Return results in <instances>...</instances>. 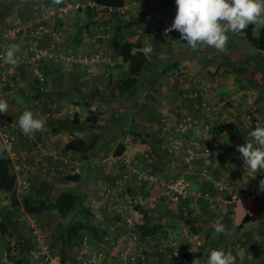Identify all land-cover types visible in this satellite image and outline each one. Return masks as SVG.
<instances>
[{
  "label": "rangeland",
  "instance_id": "rangeland-1",
  "mask_svg": "<svg viewBox=\"0 0 264 264\" xmlns=\"http://www.w3.org/2000/svg\"><path fill=\"white\" fill-rule=\"evenodd\" d=\"M42 1L43 0H0V51L5 48V52H7V50L13 46H15L16 49L21 47L22 36L16 35L14 37H10L12 31L11 29L17 25L27 26L30 23V20L34 21V19L38 16L39 8L42 9ZM72 2L77 3L78 8L73 6L75 3H71L68 13L61 17L60 20L62 27H64L61 34L62 36L64 35L67 37L61 45L56 48L54 54L61 53L63 57H77V55L80 54L79 49L81 47L79 45L80 43L77 44V38L75 40L71 39L72 34L77 33L79 30L77 27L85 25L83 23L88 21V19L96 18L97 22L111 21V24L115 27V29L116 26L119 25L120 29L117 34L115 31V35L112 39L115 42H122L129 37L136 36V49L142 50L145 46H151L153 51L150 54H147L146 57L151 63L150 71H153V73L155 71L154 74H151L150 72L148 76L141 79L138 89L132 95L120 96L117 93L116 84L118 80L122 78L126 69V64L122 63L121 59L116 57L111 52L110 42L107 45V50L110 51V54H108L110 55L109 58L113 56L117 58L115 60V70H112V68L107 74H100L96 72V68H92L93 65L87 66V64L83 63L75 68L72 66L75 64L71 63L67 66L57 65V69H53L55 66L53 63L54 60L47 59L45 61L48 66L45 64V67L47 69L48 76L45 87L35 90L30 86L28 89V85L25 86L21 75L19 77V87L23 86V88H25L23 93L29 98V100L26 101L27 103L21 105V107H15L11 104L10 100L4 97V99L7 100L8 105L10 104L7 115L16 122H18L20 115L25 110L32 111L34 116L43 117L45 120L44 127L40 131L27 136L24 134L25 137H22L21 142L18 141L17 143L11 145L9 152L7 153L12 165L14 166L19 165V162L22 161L24 157L26 160L33 159V157L37 156H44V158H46L45 164H43L42 167H39V169L42 171V168L47 167L48 165L50 170L38 172L39 170L37 168L33 173L29 174V177L34 178L32 179V183L34 184H31L25 192L32 195L36 188L39 190L44 189V191H39V194H33L35 197L32 198V200L35 202L37 195L40 196V199L44 196L47 199L53 200L61 191L66 190L65 188L72 187V189L74 188V191L82 193L83 205L89 209L90 213L93 211V213L99 215L94 216L98 218V222H94V220H92L93 216L90 218L91 214L89 215V227L81 233V240H79L80 243L82 240L87 243L86 253L90 255L98 248L104 247V243H110L113 238V233L115 232L113 226L109 229L110 226H108V222H103V217L100 213L101 211L98 209L99 205L102 206V203H106L107 207L106 209L104 208V210L106 214H109V208L111 205L115 203L116 199L119 200V198H116L117 196L121 198L119 201H122L123 203L125 201L132 207L137 201V195H143V199L146 200L149 199L150 196H155L157 194L156 192L160 188L159 182H166L167 179L173 177L174 173L183 172L186 175L192 176L193 166L191 163H189L190 165L186 164L183 166L180 165L176 159L171 158L179 157L182 158L183 161L187 162L188 155H186V152L182 147L178 146L177 149H174V152H170V142H176L179 145V141L174 140L172 134H169L168 131L167 134L163 131V128L172 127V125L185 114L184 112L187 111L189 105H193L186 102L189 98L186 95L187 92L185 93V90L188 89L185 87L189 89L201 88L202 91H204V96L208 97L210 101L218 100V102L222 103L223 109L219 110V115L222 117L228 115L236 103L244 102L246 103V106L250 105V100L257 91L255 86L256 83L254 81H249L251 78L249 76L254 75V73H252L253 71H248L246 74L247 76H237L229 71L227 63L231 59L242 56V54L254 55L252 53L255 50L249 43H247V41L241 39L238 34L229 33L228 43L225 48L223 50H218V52L223 56V61L221 62L219 68L215 69L214 65L211 64L212 62H205L199 56V53L205 52L210 48H212V51L216 52L213 47L203 45V48L205 47L204 49L199 46L194 50L184 44L186 41L180 38L178 31L172 30L165 33L164 30L172 23L175 15L176 9L174 8V0H126L125 5L120 9L123 10L122 18L118 17L114 11L109 10L96 11L94 9L93 11L90 10V12L89 9L92 4L87 2V0H73ZM142 7H144V10L146 9L145 12H147L144 13V16H140ZM95 15L96 17H94ZM158 21L161 22L158 23ZM146 25H148V31L143 30ZM9 30L11 31L8 32ZM81 33H84V38L87 40L94 39V37L89 38V36H86L85 30L84 32L81 31ZM69 34L71 36L68 37ZM71 44L73 46H70L69 48V45ZM46 46V44H43V47ZM259 53L264 55L263 51ZM17 54L18 53L16 51L15 56H17ZM174 63H176L175 67L169 68L166 73H159L164 67L170 66ZM50 75L51 78L48 80ZM62 76L63 81L66 79L71 82L66 83L69 87L71 85L72 89L65 88L63 84L61 86L56 85L57 87H55L50 83L51 80H60ZM107 78L110 79L111 83L108 85V88L105 86V88H107L106 94L105 91L103 94L99 93V90L104 89ZM78 81L80 84V87H78L79 90L74 89ZM259 81L264 82L262 78H260ZM147 82L149 83L147 84ZM182 85L185 88V90H183L185 94L184 96L177 93L178 89H182ZM97 89L98 91H95L96 95L94 94L91 99L89 98L90 103H88L89 106L86 107L87 104L85 102L82 103V101H84L92 90ZM13 91H8L6 97H20L17 89H14ZM260 98L261 100H259V103H264V93ZM33 99L40 100V102H42V100L46 102L47 99L49 104L45 103L48 108L45 115L40 116L41 111L38 109V106L31 103ZM225 101H227L226 104ZM62 102L64 106V114L59 116L55 111H53V108L51 109L50 106H60ZM144 103H147L146 106L143 105ZM157 104H159V106L156 109L155 106H157ZM147 105L151 108L148 109ZM174 108L175 110H173ZM13 109L17 110V114L15 116L10 113ZM76 110L79 111L80 116L82 117L79 120V125H81L84 130H87L85 131V136H82L81 134V136L77 137H82L86 140L88 139V143L96 147L94 150L90 149V156L84 160L77 159V156H74V154L66 155L63 153L62 149L64 143L67 141V138H70L69 132L65 134H56L51 132L52 124L56 122V119H53V116L57 117V120H62L64 117H71L72 113L76 112ZM155 110L159 111L160 120H147L150 118L151 113ZM92 117H94V121ZM159 122H161L163 126L161 127V130L156 133ZM164 123H166L165 126ZM101 124L105 125V129L102 128L103 126L99 127ZM145 128L153 131L151 138L155 139L154 141L156 146L158 145L161 147L157 155L150 152L151 148L147 144L148 142L145 137H135L128 132L125 133L126 135H123L121 132L136 131L138 133H143ZM93 131L94 133L92 135ZM81 132L82 130L79 133ZM28 136L29 141L31 142L40 140H48V142L45 148H42V151H30L26 149L29 146V141L25 142L27 141ZM237 139L239 140V138ZM121 140L125 143L124 152L120 156H115L114 152ZM225 140L228 141L229 138L227 137ZM58 150H61L62 154L58 152ZM48 156L51 159H49ZM192 158L193 157L191 156L189 159ZM75 161L77 162L74 164ZM18 168L20 169V167ZM128 168H130L128 170L129 180L125 183V186L131 191L138 192L136 197L134 196L135 194L131 197L130 194H125L124 192V194L119 192V195L108 192L110 190H108L109 181L116 177L118 173L127 171ZM56 169L62 170L60 171L61 173L56 172ZM140 171L149 172L153 177H155V179H157L158 185L154 184L149 186L148 184L138 180L136 173H139ZM74 173H81L83 176L82 179L77 182H72L64 178V174L72 175ZM260 173L263 174V172ZM198 178L193 177L191 178V181L195 182L200 179ZM186 179L189 181V176ZM42 181L46 183V188L43 187L40 189L39 186ZM98 181H100L99 183L102 185L101 191L100 189L96 191L93 187V185L97 184ZM210 181L211 180H209V182ZM213 181L220 186H224L222 184L223 182L217 180ZM250 181L254 182L255 179L251 177ZM257 182L258 179H256V182L253 183L255 188L258 187ZM141 185H143L144 188ZM196 188L197 187L193 186L192 183L188 185L189 190ZM257 191L258 193L261 192L259 189H257ZM22 192L23 191L20 189L19 191L16 190L17 200L20 203L23 197L28 194ZM97 195L101 198L98 199ZM259 198L264 199V195L255 199V203H259ZM155 200L156 201L153 203L145 201L143 204L142 202L141 205L145 206V209L148 208L149 213H151L148 217L153 223L157 221L159 217L157 214L159 212L170 219L174 218L173 215H175V217L180 220L181 224L185 225L186 223L189 225L184 230L190 229L191 223L193 224L197 222V224H199L200 221L202 226L199 230L201 229V231H203L206 226H213L217 218L221 215L219 214L218 207L207 205L208 210L212 211L210 216L206 211L202 210V217L199 218L197 215L193 214L188 215L187 217H190V220L188 221L186 218L184 219L182 214L184 207H181L179 204L176 205L162 197H157ZM193 201H195V203H199L196 200ZM173 205L177 206H175V210L172 208ZM198 207L203 209L200 204H198ZM219 207L222 209L223 213L226 211L225 206ZM260 209H262V212H260ZM135 210L138 211L137 208ZM12 211L13 208L10 205L8 194L0 192V212L10 213ZM138 212L141 213L140 211ZM257 212L259 213L256 214ZM191 213H195V209H192ZM260 213L263 215H259ZM254 214L257 218L256 224H260L259 229H261L262 225H264V206H259V209H255ZM235 215L237 214L235 213ZM11 217L13 222L8 228V233L0 235V264L9 261V256L13 255L10 247H18V245H21L20 242L25 241H28L26 244L29 245V250H34L38 247H40L41 250L42 248L49 247L51 253H58L57 249L59 244L56 243V234L61 220L56 215L46 211L38 215L29 214L25 213L22 207H19L17 211L12 212ZM161 220L164 221V227H166V229L163 230L166 234L163 237L160 236L156 239H151L145 242L139 240L137 242L139 244L135 247L137 248L144 243L143 248L147 251L146 258L148 264H165V260H160L162 258L164 259L165 256L167 257L168 255L164 249L165 245L168 243H170L169 245L176 243L173 250H178V252H180L178 249L180 248L178 247L179 243L183 242L184 239L187 240V236H184L181 232H179H183L182 226L179 227V225L176 224L178 226L176 228V232L178 233L172 234L170 232V226H167L168 221L165 220V218ZM142 222L140 220L139 224ZM174 222H176V220ZM223 224L225 225V231L227 232L228 237L233 234L236 239L237 233L234 232L233 227H230L225 223ZM193 227L196 226L194 225ZM195 230H198L197 227ZM262 232L264 238V230ZM189 234H192V232H189ZM194 234L197 235L198 232L195 231ZM210 235L215 238L216 235L213 229L210 230ZM189 238L190 239H188L189 241L187 240V243H191L189 245V247H191L194 242L191 240V236ZM260 239L262 241V236ZM203 245L204 244L202 243V246ZM208 247L209 246L206 245L202 249V252H206ZM78 248V245H76L69 249L66 257L64 258L66 259L64 263L73 264V259ZM17 252L18 251H16L15 254ZM203 253L202 258L204 256ZM28 255L31 259V254ZM116 262V260L113 261L112 259H109L106 264H116ZM247 262L254 264V262L249 258L242 261L241 264H245ZM195 264H201V262L195 261ZM236 264H239V262Z\"/></svg>",
  "mask_w": 264,
  "mask_h": 264
},
{
  "label": "trees",
  "instance_id": "trees-1",
  "mask_svg": "<svg viewBox=\"0 0 264 264\" xmlns=\"http://www.w3.org/2000/svg\"><path fill=\"white\" fill-rule=\"evenodd\" d=\"M30 1V0H29ZM73 0H43L41 2L42 9L39 8V13L36 19L30 20V23L25 27V31H30L35 26H37L39 23L45 24L48 27L52 26L54 29H56L58 32H62L64 27H62L61 23V17L65 16L68 11L70 10V4L75 3L72 2ZM126 0H87V2L91 3L89 11H93L94 9L96 11H114L115 14L118 15V17L122 18L123 10H118L123 8L125 5ZM75 8H78V4L75 3L73 5ZM74 8V9H75ZM174 8L176 9V6L174 5ZM90 11V12H91ZM146 9L144 10V7H142V12H140V16H144V13ZM96 17V15L94 16ZM33 21V22H31ZM173 21V20H172ZM161 21H158V23ZM85 25H80L77 27L79 29L77 33L72 34V40H75L77 38V44L86 46L90 48V55L87 56L88 59L94 58L96 54L100 55L104 50L107 49L108 43L111 42V48L112 53L116 55L117 57H120L122 63L126 64V69L124 71V74L122 78H120L116 84L117 93L120 96H128L132 95L139 87L140 81L142 78L148 76V74L151 72V63L149 59L146 57V54H143L140 49H136L137 42H136V36H132L127 38L126 40L122 42L114 41L112 40L115 31L116 34L119 31L120 27L119 25L115 27L111 24V21L107 22H97V19L91 18L88 19L85 23ZM255 29V30H254ZM86 31V36H89V38L94 37L92 40H87L84 38V33H81V31ZM144 31H148V25H146L143 29ZM21 34V33H20ZM19 34V35H20ZM241 39H244L249 43L252 48L255 50L252 54L254 55H244L238 56L235 59H231L228 61L227 65L229 67V71L233 74H236L237 76H247V72L249 69H254L258 73V82L255 84L257 91L256 94L253 96V98L250 100V105L246 106V103L240 102L238 104H235V106L231 109V112L228 115H225L221 117L219 115L220 111L216 109V107L219 105L218 100L216 101H210L208 97L204 96V91H202L201 88H195V89H189L185 87L188 90H185V88L182 85V89H178L177 93L185 95L183 90H185L186 95L188 96V100L186 101L189 104V107L187 108V111L184 112L185 114L183 116H187L190 118L192 122V127H190L189 133L186 135L184 133H175L173 136L176 139H179L182 142V147L185 148V146L189 149H191L192 159H189V161L185 162L182 158L179 157H171L172 159H176L180 165L185 166L192 164L193 170H192V176L186 175L182 172V175L184 176V179L187 181V177L189 176V179L193 177H199L198 181V187L196 189L189 190L188 196L174 204H179L181 207H186L188 203H191V201L196 200L200 203L201 207L203 208V211H206L209 216L211 215L212 211H209L207 208V205L209 206H216L220 208L219 206H225L226 211L222 213L219 218H221V222L225 223L228 226H232L233 229L237 228H243V227H249L255 224L254 220L257 218L255 216H251L248 213H245L238 225H234V220L232 219L233 214L235 215V208L239 209V205L241 209H247L248 208V202L252 199L255 200L261 195H264V190H260L259 187L254 186V182H256V179L259 180L264 177V172L261 174L259 171L257 173H252L251 171H248L245 169L244 161L242 158V155L236 150L234 147V142L237 141L236 139L239 138L243 145L246 142V140H250V132L254 130L255 126H264V103L260 104L259 100H261V96L264 93V82L259 81L260 78L264 80V74L260 72V70H264V55L260 54L259 52H264V25H260L258 28L255 27V24H249L248 27L243 30L241 33ZM71 36L70 34L68 37ZM67 36H61L60 40L56 42V46L53 49V52L58 48L61 43L64 41V39ZM118 42V43H117ZM23 43V39H22ZM48 39L43 40L39 43V46L43 47V44H46L48 47ZM73 46L72 44L69 45ZM22 47V45H21ZM18 49V54L16 56V60L19 58L20 54ZM43 47V48H46ZM203 48V45L200 46ZM205 48V47H204ZM203 48V49H204ZM91 49H93V55ZM210 49H207L205 52L199 53V56L202 58L205 62H212L211 64L214 65L215 69H218L221 65V62L223 61V56L221 53L218 52V50L212 51ZM0 53H3L6 55V52L4 50H1ZM54 63L53 69H57V63ZM75 65H72L73 68L79 66L82 64L81 60H76L73 62ZM217 63V64H216ZM9 65L8 63H6ZM46 61H40L39 62V70L43 74V80H40V77L29 75L27 73V70L22 67V65H19L17 67V75L20 77V75H25L27 82L29 81L31 87H33L35 90L45 87L46 86V80H47V69L45 67ZM210 64V65H211ZM47 65V64H46ZM93 65L92 63L87 64ZM98 64H94L96 67ZM11 66V65H9ZM48 66V65H47ZM176 63L164 67L162 70H160L159 73H166L169 68L175 67ZM97 73L100 74H107V69L101 67L96 68ZM155 73V71H154ZM153 71L151 74H154ZM158 73V74H159ZM256 79V78H255ZM110 80L107 78V81ZM150 81V80H149ZM249 81H253L252 77ZM247 82V81H246ZM149 82H147L148 84ZM4 89L6 88L3 87ZM203 94V95H202ZM37 98V97H36ZM191 101V102H190ZM85 101H82L84 103ZM227 101H225L226 104ZM147 103H144L143 105L146 106ZM144 106V107H145ZM148 106V105H147ZM159 104H157L156 109L158 108ZM246 106V107H245ZM142 107V108H144ZM151 108L148 106V109ZM221 109H223L221 107ZM145 110V109H144ZM206 110V111H205ZM209 111L210 116H213L214 120L210 121L208 119V116L206 112ZM228 117V118H227ZM71 118V117H70ZM67 119H60L58 120V123H62V126L67 127L69 131V136L71 138H67V141L64 143L63 146V153L66 155L74 154V156H77V159L84 160L87 159L88 156H90V144L83 140L82 137H77L78 135L75 134V129H79L78 127V118L77 114L74 113L72 118ZM93 121H94V117ZM147 120L150 121H158L160 120V114L158 110H155L153 113H151L150 118ZM57 121V119L55 120ZM98 122V121H96ZM210 123V124H209ZM159 126L156 129V133H158L161 130V127L163 126L161 122L158 123ZM208 125V128L205 130L204 127ZM166 123H164V126ZM70 126V127H68ZM103 126V127H102ZM99 127H102L105 129V125L101 124ZM168 132L172 133L174 132V128L167 127ZM173 129V130H172ZM55 129H53L54 133ZM122 134H125L126 132L132 134L135 137L142 136L145 137V139L148 142V145L150 146L151 150L150 152L153 154H158V151L160 150V146L155 145V139L151 138V135L153 131L147 130L145 128L143 133H138L134 131H121ZM229 138V140H225L226 138ZM232 138V139H231ZM18 141L21 142V136H18ZM191 142L190 145H187V143ZM177 143H172L173 152L174 148L178 147L179 145ZM175 146V147H174ZM125 149V143L119 141L117 145V149L114 152L115 156H120ZM206 150V153L204 151ZM166 152V151H165ZM172 152V151H170ZM77 161L74 162V164ZM200 168V170L198 169ZM54 169V168H53ZM130 168L127 169V171L123 173H118L116 177L111 179L109 182V189L114 188L115 182L119 181L122 175L126 172H128ZM59 169H56V172L61 173ZM134 174V173H133ZM177 173H174L173 177ZM255 175L253 178L255 181H250L251 177ZM81 173H74L72 175L64 174V178L68 181L77 182L82 179ZM166 177V176H164ZM165 179L166 182L173 179ZM34 179V178H32ZM209 180H211L209 182ZM217 180L220 182H223L222 184L224 186H220L219 184H216L215 181ZM224 180V181H221ZM257 182V185H258ZM31 184L32 181L30 180ZM192 182L187 181V187ZM154 185V184H152ZM150 185V186H152ZM143 188L144 186L141 185ZM30 187V186H29ZM40 189H42V185L39 186ZM140 188V187H139ZM257 189L261 191L258 193ZM17 186H16V171L11 163L10 158L7 155V150L5 147H0V192L8 194L10 199V205L13 208V211H17L19 207H22L25 213L29 214H40L44 211L56 215L60 220L61 223L59 224V229L56 234V243L59 244L57 252L61 255L62 261L65 262L66 259H64L67 255V252L72 246H76L80 243L79 240H81L82 232L89 227V215L90 211L88 208H86L83 205V196L82 193L78 191H70V190H63L59 193L55 199L50 200L43 197L40 199V196L37 195L36 200H32L35 196L33 194H39L38 188L35 189V191L32 193V195L28 192L25 197H23L21 203L18 202L17 198ZM37 191V192H36ZM255 191V192H254ZM130 194L132 197L136 196L138 192L131 191L129 188L123 189L120 193ZM199 192V194H196ZM123 193V194H124ZM215 193V194H214ZM42 194V193H41ZM264 199H260L259 206H264L263 203ZM239 205H238V204ZM205 204V205H204ZM135 208H137L144 216V220L146 222L141 223L136 226V229L134 231V234L137 237V240H141L143 242L149 241L151 239H156L158 237H163L166 232L162 230L161 226L164 222L161 219L168 220L170 218H167V216L162 215V213H159V217L156 222H151L152 220L148 217L151 213L148 214V208L145 209V206L141 205H135ZM221 209V208H220ZM224 210V208H223ZM12 211V212H13ZM12 212H0V235H5L8 233V228L10 224L13 222L12 220ZM260 212H262V209H260ZM259 215H263L260 213ZM183 218V217H182ZM160 219V220H159ZM151 222V223H150ZM232 224V225H231ZM260 225V224H259ZM260 227V226H259ZM161 228V229H160ZM210 236V235H209ZM232 237V235L230 236ZM210 239L215 240V238L210 236ZM78 240V241H77ZM264 241V239L262 240ZM21 245H18L17 247V253L9 256V261L3 263V264H32L31 261L28 259V253H29V245L26 244L28 241L20 242ZM262 243V242H260ZM204 245L202 248H196L193 251H185L176 253L172 249V247H167V252L170 254V264H175L174 261L178 260L180 264H192L194 258H198L199 255H201L203 252L202 249L208 245V250L204 252V256L202 258L203 260H207L208 254L210 250L212 249H223L226 252V247L223 245H226L232 249L231 245L232 243H214V241H211V243H203ZM234 246V245H233ZM165 249V247H164ZM166 250V249H165ZM238 260H236V263L239 262L241 264V261L245 260V257H237ZM253 261V260H252ZM166 264V263H165ZM254 264H257L254 262ZM261 264H264V262H261Z\"/></svg>",
  "mask_w": 264,
  "mask_h": 264
},
{
  "label": "built area",
  "instance_id": "built-area-1",
  "mask_svg": "<svg viewBox=\"0 0 264 264\" xmlns=\"http://www.w3.org/2000/svg\"><path fill=\"white\" fill-rule=\"evenodd\" d=\"M25 27L26 26L17 25L11 29L12 31H8H11L10 37H14L21 33L20 35L23 39L21 47L22 49H20L19 51L20 56L16 60L17 63L11 66L7 65L5 62V55L3 53H0V98H6V94L8 93V91L12 92L14 89H17L20 86L19 76L17 75V67L19 65H22V67L27 70V73L29 75L31 74L33 76H38L40 77V80H43V74L38 67L39 62L42 60L45 61L47 59H53L55 63H59L58 65L62 66L70 65L76 60H81L83 64L92 63L90 61L91 59H88L86 55H77V57H63L61 53L54 54L53 49L56 46V42L60 40L62 34L52 26L48 27L45 24L39 23L37 26H35V28L27 32L25 31ZM46 39H48L49 42L48 47L43 48L39 46V43ZM99 56L100 55L96 54L94 60H97ZM5 86L6 88L4 89L3 87ZM218 104L219 105L216 107V109H218L219 111L222 107V103ZM208 112H206L208 119L210 121H213V116H210ZM209 124L204 127L205 130L208 128ZM190 127H192L190 118L187 116H182L176 123L172 125V128H174L173 134L171 132L168 133L172 134V136H174L175 133L178 132L187 135L190 131ZM163 131H165L167 134L168 128H163ZM19 135L21 136V140L22 137H25L24 133L18 127V123L14 119L9 118L7 113L0 114V147H5L8 153L11 145L18 142ZM174 140H178L179 147H182V142L179 139L174 138ZM28 141L29 136L27 141L25 142ZM47 142L48 140L33 142L29 141V146L26 149L30 151L40 152L42 151V148H45ZM172 143L176 142H170L171 151H173ZM190 144L191 142L187 143V145ZM177 148L178 147L174 149ZM183 149L186 152V155H188L187 161H189V158H191L192 156L190 151L191 149H189L188 146H185V148ZM58 152L62 154L61 150H58ZM204 153H206V150L204 151ZM45 159L46 158H44V156H37L33 157V159L28 160H26L24 157L22 161L19 162V165H13L16 171V186L18 191L20 189L25 192L29 188V186L31 185L30 180L32 181V177H29V174L33 173L37 168L39 170L37 171L40 172L41 170L39 169V167H42L43 164H45ZM18 167H20V169ZM49 170L50 167L47 165V167L42 168L41 172ZM136 175L138 180L148 184L149 186L152 184L158 185L157 179H155V177H153L149 172L140 171L139 173H136ZM128 180L129 173L126 172L122 175L119 181L115 182L114 188H112L111 191L108 192L119 195V192L127 188L125 186V183H127ZM159 186L160 188L156 192L157 194L155 196H150L147 200L143 199V195H137V201L133 205L134 208L133 206L131 207L129 204H127V202L125 201L124 203L122 201H119L121 198L116 196V198H119V200H115V203L109 208V214L111 216H115L113 226L115 232L111 242L104 243V247H100L92 254L88 255L86 253L87 243L82 240L81 243L78 244L79 248L76 252V255L74 256L73 264H106L109 259H112L113 261L116 260V264H148L146 258L147 251L143 248L144 243L141 246L135 248L139 243H137L138 240L136 235L134 234V231L136 229V226L139 224V221L141 220L142 222V214L138 212L139 210H135V205H142V202L144 204L145 201L153 203L154 201H156L155 199L157 197H162L172 203H177L185 199L189 194L187 181L184 179L182 173L179 172L173 177L172 180L167 182H159ZM196 194H199V192H197ZM10 249L13 253L17 251V247L15 246L10 247ZM28 254H31V260L35 264H66L62 261L60 254L56 252L51 253L49 247L42 248L41 250L40 247H38L34 250H30ZM245 264L251 263L247 262Z\"/></svg>",
  "mask_w": 264,
  "mask_h": 264
},
{
  "label": "clouds",
  "instance_id": "clouds-1",
  "mask_svg": "<svg viewBox=\"0 0 264 264\" xmlns=\"http://www.w3.org/2000/svg\"><path fill=\"white\" fill-rule=\"evenodd\" d=\"M174 3L176 10L173 21L164 31H178L180 38L186 41L184 44L194 50L201 45L223 50L228 43L229 33H241L249 24L264 25V0H174ZM3 50L6 51L5 48ZM16 51L15 46L7 50L5 62L9 65L17 63ZM141 51L147 55L153 49L145 46ZM8 109L7 100L0 98V114H6ZM17 123L20 130L29 135L40 131L45 120L25 110ZM250 136L251 139L237 146V150L242 155L246 170L264 172V126H255ZM258 187L264 190V177L259 180ZM225 230L221 218H217L214 231L223 233ZM28 259L35 264L29 255ZM206 264H236V257L223 249H212Z\"/></svg>",
  "mask_w": 264,
  "mask_h": 264
},
{
  "label": "crops",
  "instance_id": "crops-1",
  "mask_svg": "<svg viewBox=\"0 0 264 264\" xmlns=\"http://www.w3.org/2000/svg\"><path fill=\"white\" fill-rule=\"evenodd\" d=\"M56 1H58V0H56ZM260 25H257V24H255V27L256 28H258ZM238 36H242L241 34H238ZM2 37V36H1ZM80 49H79V52H80V54L79 55H86V56H89L90 55V53H89V51H90V48L89 47H84V46H82V45H80ZM19 49V48H18ZM91 51H92V54L91 55H93V49H91ZM111 52H112V48H111ZM17 53H18V51H17ZM108 54H110V51H108L107 49L106 50H104V52H102L101 54H100V56H99V58L97 59V60H94L95 58H91V62H92V64H93V67L92 68H99V67H103V68H106L107 69V73L109 72V70L110 69H112V70H115V60L117 59L115 56H113V57H110L109 58V56L110 55H108ZM120 58V57H119ZM98 64V65H96V67L94 66V64ZM77 69V68H76ZM249 71H253L252 73H254V75H251V76H249V77H252V80L255 82V83H257L258 82V73L254 70V69H249ZM96 72H97V70H96ZM260 72H262V74L264 73V70H260ZM97 75H99V74H97ZM96 75V76H97ZM21 77H22V79H23V82L25 83V86L26 85H28L27 86V88L29 89V87L31 86L30 85V83H29V81L27 82V79H26V76L25 75H21ZM50 78H51V75H50V77L48 78V80H50ZM256 78V79H255ZM96 79V78H95ZM95 79H93V80H95ZM107 81V80H106ZM252 81V82H253ZM66 82H69V81H67L66 79H65V81H63V76L61 77V79L60 80H51L50 81V83L53 85V86H55V87H57V86H61L62 84H63V86L65 87V88H69V89H72V86L70 85V87L68 86V84L66 83ZM69 83H71V82H69ZM111 83V81L110 80H108L107 82H106V84L104 85V89H102V90H99L98 91V89L97 90H92V92H90V94H88V96L84 99V101H85V103L87 104L86 105V107H88L89 105H88V103H90L89 102V98L91 99V97L98 91L99 93H102L103 94V92L105 91V94H106V89L108 88V85ZM57 85V86H56ZM105 86L107 87V88H105ZM78 87H80V84H79V81L76 83V85H75V88L74 89H77V90H79L78 89ZM63 88V87H62ZM23 91H25V88H23V86L22 87H19V88H17V92H19V94H20V97H18V96H12V97H6L8 100H10V102H11V104L13 105V106H15V107H21V105H23V104H25V103H27L26 101L27 100H29V98H28V96L27 95H24V93H23ZM96 91V92H95ZM14 92V91H13ZM22 94V95H21ZM16 95V94H15ZM96 95V94H95ZM100 95V94H99ZM242 96H244V95H242ZM6 100V99H5ZM33 101V102H32ZM31 101V103H33V104H35V105H37L38 106V109L41 111L40 112V116H42V115H45V113H46V110H48V108L46 107L47 106V104H49L48 102H47V99H46V102L44 101V100H42V102H40V100H36V99H33ZM58 101V100H57ZM45 103H47V104H45ZM244 103V102H243ZM39 104V105H38ZM236 104H238V103H236ZM260 104H262V103H260ZM10 105V104H9ZM179 105V104H178ZM42 106V107H41ZM48 106H50V105H48ZM41 107V108H40ZM51 107V109L53 108L54 110L53 111H55L59 116L61 115V114H64V112H63V109H64V106H63V102L61 103V105L60 106H56V107H54V106H50ZM16 109V108H15ZM15 109H13L12 111H10V113H12L14 116L17 114V110H15ZM90 109V108H89ZM173 110H175V108L173 109ZM48 112V111H47ZM60 112H62V113H60ZM74 113H76L77 114V118H78V127H79V129H75V134L76 135H78V136H81V134H82V136H85V131H87L86 129L84 130L83 129V127L81 126V125H79L80 124V119L82 118L81 116H80V113H79V111L78 110H76V112H73L72 113V115H71V118H72V116L74 115ZM37 115H38V113H37ZM67 116V115H66ZM51 117H52V114H51ZM68 117H69V115H68ZM222 117V116H221ZM70 118V117H69ZM70 118V119H71ZM53 119H57V117H55V116H53ZM64 119H67V118H65L64 117ZM85 128V127H84ZM53 129H55V131H54V133H56V134H65V133H68L70 130L67 128V127H64V126H62V123L60 124V122L58 123V120L54 123V124H52V130H51V132L53 131ZM82 130V132L81 133H79L80 131ZM84 130V131H83ZM71 132V131H70ZM93 133H94V131L92 132V135H93ZM91 134V133H90ZM123 135H126V134H123ZM83 140H86L85 138H83ZM237 141H235L234 142V147L236 148V150H237V146H242L243 145V143H242V141L239 139H236ZM87 142H88V139L86 140ZM148 144V143H147ZM128 147V146H127ZM90 149H96V147H94V146H92V145H90ZM48 158L49 159H51L49 156H48ZM195 179V178H194ZM190 180H192V179H190ZM189 180V181H190ZM100 181H98V183L97 184H95V185H93V187L96 189V191H98L99 189H100V191H101V189H102V185L99 183ZM192 182V181H191ZM108 183V182H107ZM106 183V184H107ZM46 183L45 182H43L42 181V183H41V185H42V188L44 187V188H46V185H45ZM192 185L193 186H195V187H198V181H193L192 182ZM97 186H98V188H97ZM103 186H104V184H103ZM66 190H70V191H73V189H72V187H68V188H65ZM111 190V189H110ZM109 190V191H110ZM42 191H44V189H42ZM98 196V195H97ZM101 197H99L98 196V199H100ZM257 199V198H256ZM260 199V198H259ZM117 200V199H116ZM255 201L256 200H250L249 202H248V208L247 209H241V207H240V205L238 206L239 207V209L237 208H235V212L234 213H236L237 215H234L233 214V216H232V219L234 220V225H238V223H239V221H240V219H241V217L245 214V213H248L249 215H251V216H255V214H254V211H255V209H259V204L258 203H255ZM103 205L102 206H100L99 205V207H98V209L101 211L100 213L102 214L101 216L103 217L102 219H103V222L104 221H107L108 222V226H110V228L109 229H111V226H114V218H115V216H111L110 215V218H109V214H106V212H105V210H104V208L106 209V207H107V205H106V203H102ZM198 204H200V203H195V201H191V203H188L187 204V206L186 207H184L183 209V212H182V214H183V217H184V219L186 218L188 221L190 220V217H187L188 215H197V217H202V209H200L199 207H198ZM176 206V205H175ZM174 205L172 206V208H173V210H175L176 209V207H175ZM192 209H195V213H191V211H192ZM187 210H189V211H187ZM211 211V210H210ZM218 211H219V214H222L223 213V211H222V209H220V208H218ZM92 213H90L91 215H90V218L92 217V220H94V222H98V218H96V217H94V216H99L98 214H96V213H93V211H91ZM189 212V213H188ZM149 213V212H148ZM259 212H257L256 214H258ZM143 215V214H142ZM204 215V214H203ZM209 215V214H208ZM157 216H159V212H158V214H157ZM174 216V218H172V219H168L167 221H168V225L167 226H170V232L172 233V234H174V233H178V232H176V228L178 227L177 225H179V227L180 226H182L183 227V232L182 231H179V232H181L182 233V235H184V236H187L186 237V239L188 240V239H190L189 237L191 236V240L194 242L193 243V245H191V247H189V245L191 244V243H187L188 241L187 240H185L184 239V241L183 242H181V243H179V245H178V247H180V248H178L179 249V251L180 252H185V251H187V252H189V251H193V250H195L196 248H202V243H211V241H214V243H232L233 245H231V247H232V249L229 247V245H228V247L226 246V245H223V248H224V246L226 247V253H231L233 256H235L236 257V260H238V256H240V257H245V259H251V260H253V262H255V263H257V264H261V262H264V241H261V236H262V240L264 239L263 238V230H264V225H262V228L261 229H259V224H256L257 223V220H254V222H255V224H253L252 226H249V227H243V228H237V229H233L234 230V232H236L237 233V236H236V239H235V235H233L232 234V237H228V234H227V232L225 231V232H223V233H216L215 232V240H212V239H210V230H214V228H215V223L213 224V226H209V227H207L206 226V228L203 230V231H201V229L199 230V228H201V226H202V224H200V221H199V224H197V222L196 223H191L190 224V229H187V230H184V229H186L187 228V226H189V225H187L186 223H185V225L184 224H181V222H180V220L177 218V217H175V215H173ZM205 216V215H204ZM212 216H214V215H212ZM144 217V216H143ZM143 217H142V223H144V222H146L144 219H143ZM176 220V222H174ZM93 222V223H94ZM101 224H102V220H101ZM163 224V226H161V228H162V230L163 229H166V227H164V222L162 223ZM166 224V223H165ZM177 224V225H176ZM196 226L197 227V229L198 230H195V228L196 227H193V226ZM160 228V229H161ZM93 229V228H92ZM108 229V230H109ZM180 230V229H179ZM195 231H197L198 232V234L197 235H195L194 233H195ZM189 232H192V234H189ZM214 234V233H213ZM254 234V235H253ZM210 235V236H209ZM113 236H114V233H113ZM202 236V237H201ZM176 241V240H175ZM260 242H262V243H260ZM170 243H168L167 245H165V251L167 252V247H172V249H173V247H175V244L176 243H171L172 245H169ZM163 249V248H162ZM174 252H176V253H180V252H178V250L177 251H175L174 250ZM202 252V251H201ZM168 253V252H167ZM162 256H165V255H162ZM199 259V261L198 262H201V264H206V262H207V260H203L202 261V254L201 255H199L198 256V258H194L193 259V263L192 264H195V261L196 260H198ZM160 260H165V263L166 264H170L171 263V260H170V254L168 253V255H167V257L165 256V258L163 259H160ZM174 263L175 264H180L179 262H178V260H175L174 261Z\"/></svg>",
  "mask_w": 264,
  "mask_h": 264
}]
</instances>
